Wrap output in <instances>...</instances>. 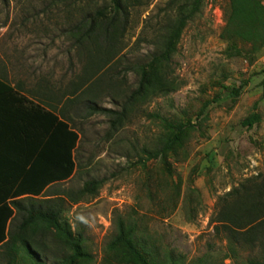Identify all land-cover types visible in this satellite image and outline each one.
I'll return each mask as SVG.
<instances>
[{
	"label": "rangeland",
	"instance_id": "obj_1",
	"mask_svg": "<svg viewBox=\"0 0 264 264\" xmlns=\"http://www.w3.org/2000/svg\"><path fill=\"white\" fill-rule=\"evenodd\" d=\"M168 1H126L128 23L104 67L115 88L96 98L100 107L120 112L137 88L138 75L130 68L146 63L161 46L167 19L175 15L167 11ZM111 8L112 0H0V78L22 84L26 95L56 97L59 108L94 57L93 40L83 42L80 35L110 21ZM228 10V0L203 1L172 53L169 79L177 88L128 106L122 124L113 127L110 115L69 109L79 135L76 169L45 195L76 192L87 181L100 184L76 204L64 200L59 227L42 237L48 263L63 256L61 234L69 231L82 236L88 255L77 264H133L108 251L119 220L159 257L170 254L177 264H241L236 256H249L238 250L233 255L226 240L214 235L212 221L221 196L264 175V46L258 50L226 37ZM107 47L102 44V52ZM251 114L260 121L243 126ZM162 120L191 127L164 159L144 163V152H154L167 132ZM23 254L15 264H29Z\"/></svg>",
	"mask_w": 264,
	"mask_h": 264
},
{
	"label": "trees",
	"instance_id": "obj_2",
	"mask_svg": "<svg viewBox=\"0 0 264 264\" xmlns=\"http://www.w3.org/2000/svg\"><path fill=\"white\" fill-rule=\"evenodd\" d=\"M126 1L112 0L111 20L97 27L93 25L80 35L83 42L93 40L94 57L59 108L56 104L60 100L56 97L41 94L37 97L38 92L22 94L21 88H11L0 78V257L4 264H15L20 252L29 264H77L79 259L88 258L82 251V236L74 238L69 231L61 234L65 249L62 257L48 263L42 256L45 248L42 237L59 227L64 200L76 204L84 196L94 195L100 184L92 180L76 192L45 195L50 188L67 181L76 169L74 152L79 135L72 126L69 109L78 106L89 115L113 116L112 126L116 127L126 120L128 106L167 95L177 88L175 81L169 79L172 53L186 23L200 10L204 0H169L167 11L173 10L175 15L167 19L160 36L161 46L146 63L130 68L138 75L137 88L126 97L120 112L97 104L99 95L115 88L104 67L109 66L115 55L117 34H122L128 23ZM228 2L223 34L251 43L259 50L264 46V4L261 0ZM102 44L108 46L104 52ZM234 94L238 95V91ZM259 121L258 114H251L242 124L250 128ZM162 122L167 132L160 137L154 152L142 151L146 155L144 163L164 159L182 143L191 127L189 122ZM43 196L47 198L39 200ZM212 221L214 235L226 240L233 255L236 256L237 250L248 252L246 259L236 256L241 264H264V175L247 179L221 196ZM135 233L133 226L126 227L119 220L108 251L133 264L179 263L170 254L159 257L157 250L148 248L144 237Z\"/></svg>",
	"mask_w": 264,
	"mask_h": 264
},
{
	"label": "crops",
	"instance_id": "obj_3",
	"mask_svg": "<svg viewBox=\"0 0 264 264\" xmlns=\"http://www.w3.org/2000/svg\"><path fill=\"white\" fill-rule=\"evenodd\" d=\"M6 82V81H5ZM6 84H8L11 88H17V87H19V88H21L22 90H23V86H22V84H18V85H16V86H14V85H11L10 83H8V82H6ZM22 94H25L24 93V91L22 92Z\"/></svg>",
	"mask_w": 264,
	"mask_h": 264
}]
</instances>
